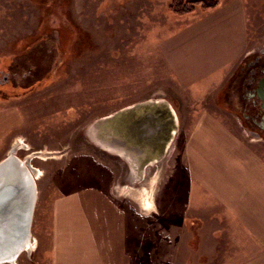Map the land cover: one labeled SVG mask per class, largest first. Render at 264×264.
I'll use <instances>...</instances> for the list:
<instances>
[{"label":"rangeland","instance_id":"rangeland-1","mask_svg":"<svg viewBox=\"0 0 264 264\" xmlns=\"http://www.w3.org/2000/svg\"><path fill=\"white\" fill-rule=\"evenodd\" d=\"M232 1L178 16L173 0H0V106L21 113L0 160L16 148L38 171L33 246L14 264H51L52 202L87 186L120 198L132 264H235L249 255L248 241L221 218L226 208L192 187L181 162L206 114L229 121L244 147L264 155V140L236 119V64L216 73L237 50L244 49L242 66L264 49V0H244L245 44ZM151 97L175 107L180 129L167 156L134 186L124 160L96 146L87 130ZM200 218L218 235L210 228L198 235Z\"/></svg>","mask_w":264,"mask_h":264},{"label":"crops","instance_id":"crops-1","mask_svg":"<svg viewBox=\"0 0 264 264\" xmlns=\"http://www.w3.org/2000/svg\"><path fill=\"white\" fill-rule=\"evenodd\" d=\"M222 1L225 0L219 5ZM231 7L235 14L241 15L235 18L234 24L242 31L245 44L249 37V33H245L248 18L242 16L247 12L246 2L233 0ZM242 50H237L216 73L223 70V66L236 64L233 71L237 69L238 74ZM239 96L233 93L231 100L240 99ZM241 115L237 114L236 119H241ZM197 122L198 128L181 154L183 171L191 179L192 187L200 186L207 196L209 194L211 203L226 208L221 218L231 219L232 230H236L234 235L236 232L248 241L249 255L239 258L235 264H264V155L244 147L240 136L229 129V121L221 120V116L206 114ZM20 124L21 113L16 107L0 106V155L6 151V138ZM118 198L96 186L83 187L56 198L51 214V264H132L127 248V216ZM196 220L201 224L200 236L204 232L207 236L208 228L210 233L218 230L212 228L210 220ZM218 232L213 233L218 235ZM188 233L195 237L197 231L189 228Z\"/></svg>","mask_w":264,"mask_h":264},{"label":"water","instance_id":"water-1","mask_svg":"<svg viewBox=\"0 0 264 264\" xmlns=\"http://www.w3.org/2000/svg\"><path fill=\"white\" fill-rule=\"evenodd\" d=\"M259 92L264 100L263 82ZM179 129L175 107L165 98L151 97L93 121L87 134L96 146L124 160L136 186L147 168L167 156ZM37 173L16 155V148L0 161V264H14L31 246Z\"/></svg>","mask_w":264,"mask_h":264},{"label":"flooded vegetation","instance_id":"flooded-vegetation-1","mask_svg":"<svg viewBox=\"0 0 264 264\" xmlns=\"http://www.w3.org/2000/svg\"><path fill=\"white\" fill-rule=\"evenodd\" d=\"M239 69L232 85L235 91L231 92L240 95V99L232 101L233 105L241 110L242 124L248 135L264 140V100L259 96L260 82L264 83V49L249 53Z\"/></svg>","mask_w":264,"mask_h":264},{"label":"trees","instance_id":"trees-1","mask_svg":"<svg viewBox=\"0 0 264 264\" xmlns=\"http://www.w3.org/2000/svg\"><path fill=\"white\" fill-rule=\"evenodd\" d=\"M221 0H173L171 12L178 16L189 15L195 12V5L201 4L204 9H212L219 5Z\"/></svg>","mask_w":264,"mask_h":264},{"label":"bare ground","instance_id":"bare-ground-1","mask_svg":"<svg viewBox=\"0 0 264 264\" xmlns=\"http://www.w3.org/2000/svg\"><path fill=\"white\" fill-rule=\"evenodd\" d=\"M37 176H38V173H37ZM146 189H147V188H146ZM148 191H149V190H148ZM146 193H147V192H146ZM147 203H149V202L147 201ZM150 203H151V202H150ZM32 246H33V245H32V241H31V246H30V248H32ZM30 248H29V249H30ZM29 249H28V250H29ZM15 263H16V262H15Z\"/></svg>","mask_w":264,"mask_h":264}]
</instances>
